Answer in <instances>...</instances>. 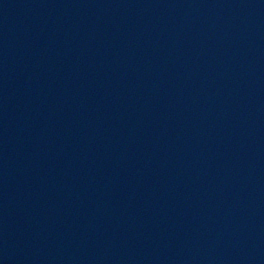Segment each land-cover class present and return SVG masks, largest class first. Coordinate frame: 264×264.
I'll return each instance as SVG.
<instances>
[{"label": "water", "instance_id": "water-1", "mask_svg": "<svg viewBox=\"0 0 264 264\" xmlns=\"http://www.w3.org/2000/svg\"><path fill=\"white\" fill-rule=\"evenodd\" d=\"M0 264H264V0H0Z\"/></svg>", "mask_w": 264, "mask_h": 264}]
</instances>
